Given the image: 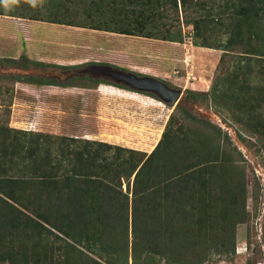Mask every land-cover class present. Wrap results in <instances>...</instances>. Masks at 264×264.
Returning <instances> with one entry per match:
<instances>
[{
    "label": "trees",
    "instance_id": "obj_1",
    "mask_svg": "<svg viewBox=\"0 0 264 264\" xmlns=\"http://www.w3.org/2000/svg\"><path fill=\"white\" fill-rule=\"evenodd\" d=\"M81 4L87 26L107 32L181 41L179 24L191 26L194 45L221 50L216 69L227 65L207 91L189 95L225 107L230 121L256 135L264 149V0ZM52 7L44 18H28L79 25L70 18L77 11L64 1ZM12 13L0 9L26 17ZM187 119L192 117L181 107L179 116L170 114L143 158L112 143L78 144L77 137L0 125V264H202L212 248L227 249V241L234 251L235 225L249 219L243 187L238 194L232 183L238 175L230 171L233 161L219 126ZM211 144L215 155L201 151ZM213 158L225 166L217 167ZM202 230L215 233L204 244Z\"/></svg>",
    "mask_w": 264,
    "mask_h": 264
},
{
    "label": "rangeland",
    "instance_id": "obj_2",
    "mask_svg": "<svg viewBox=\"0 0 264 264\" xmlns=\"http://www.w3.org/2000/svg\"><path fill=\"white\" fill-rule=\"evenodd\" d=\"M62 1L77 11L70 18L84 26L28 18L30 15L44 18L46 13H53L56 0H0L4 13L13 11L12 14L26 16L0 14V125L49 134L52 138L77 137L78 144L85 140L112 143L135 149L143 158L159 140L169 115L179 116L180 107L190 113L192 119L186 120L190 125L193 118L216 124L221 129L219 135L224 138L226 151L231 154L230 171L238 175L232 181L238 194L243 187L249 219L235 225L234 251L227 241V249L217 252L212 248L202 264H247L248 261L264 264V149L261 141L231 122L225 107H214L201 94L189 95V90L207 91L216 72L227 65L225 61L222 69H216L221 50L194 45L191 26L185 24L178 26L181 41L89 28L86 22L90 19L81 12L84 9L81 0ZM187 36H191L192 43L187 41ZM217 36L218 33L211 39ZM8 58L16 60L11 62ZM85 60L107 62L167 82L181 90L177 102L180 107H176L177 104L169 107L145 92L98 84V79L86 74L65 81L58 69L52 73L46 66L55 63L77 66ZM53 74L59 77L50 79ZM30 77L52 80L53 84L21 80ZM198 81L207 86H198ZM196 86L202 90L192 88ZM208 131L216 136L212 129ZM71 143L77 145L75 141ZM204 149L213 155L217 153L213 144L201 151ZM214 159L211 161L217 167L225 166ZM31 229L36 230L34 227L27 230ZM202 232L201 243L215 234Z\"/></svg>",
    "mask_w": 264,
    "mask_h": 264
},
{
    "label": "water",
    "instance_id": "obj_3",
    "mask_svg": "<svg viewBox=\"0 0 264 264\" xmlns=\"http://www.w3.org/2000/svg\"><path fill=\"white\" fill-rule=\"evenodd\" d=\"M105 66L113 70L112 73L115 76L114 82L136 91L151 93L165 102L169 107H175L180 98L181 90L179 88L171 87L153 76L137 75L132 71L113 68L110 65Z\"/></svg>",
    "mask_w": 264,
    "mask_h": 264
},
{
    "label": "flooded vegetation",
    "instance_id": "obj_4",
    "mask_svg": "<svg viewBox=\"0 0 264 264\" xmlns=\"http://www.w3.org/2000/svg\"><path fill=\"white\" fill-rule=\"evenodd\" d=\"M69 64H71V63H69ZM77 64H79V65H77L79 67L77 69H75L77 66H74V65H68L67 66L65 64L63 65V64H58V63L52 64V65L46 64V66L51 68L50 72H52V70H53L52 73H55L56 69H58V72H60L64 76L65 81H67L68 79H70V78H72L74 76L86 74L90 78L98 79L97 80L98 84H108V85L111 84L112 86H115V87H118V88L121 87V88H125V89H128V90H132V89H129L126 86L120 84V83H117V82L113 81L115 76L112 73L113 70L108 69L105 66V65H108L107 62L97 61V60L96 61H94V60H85V61L78 62ZM110 66L113 67V68H119V69H123V70H126V71H131V70H127V69H124L122 67H117V66H114V65H110ZM70 70H73V71L70 72ZM79 70H81V72H79ZM132 72H134V71H132ZM134 73H136L137 75H144V74H141V73H138V72H134ZM57 77H59V76L56 75V74H53L52 76H49L50 79H57ZM103 79H106V80H103ZM165 83H167V82H165ZM132 91H136V90H132ZM138 92H140V91H138Z\"/></svg>",
    "mask_w": 264,
    "mask_h": 264
},
{
    "label": "crops",
    "instance_id": "obj_5",
    "mask_svg": "<svg viewBox=\"0 0 264 264\" xmlns=\"http://www.w3.org/2000/svg\"><path fill=\"white\" fill-rule=\"evenodd\" d=\"M197 52V51H196ZM188 80H186V82H187ZM197 82V81H196ZM195 82V83H196ZM189 83V82H188ZM191 84H193V82H191ZM198 86H203V88H205V86H207L205 83H203V82H200V81H198V83H196ZM192 88H194V89H197V88H199V90H202V88L200 89V87H192ZM207 88V87H206Z\"/></svg>",
    "mask_w": 264,
    "mask_h": 264
},
{
    "label": "built area",
    "instance_id": "obj_6",
    "mask_svg": "<svg viewBox=\"0 0 264 264\" xmlns=\"http://www.w3.org/2000/svg\"><path fill=\"white\" fill-rule=\"evenodd\" d=\"M187 37H188L187 41H191V43H192L191 36H187Z\"/></svg>",
    "mask_w": 264,
    "mask_h": 264
},
{
    "label": "clouds",
    "instance_id": "obj_7",
    "mask_svg": "<svg viewBox=\"0 0 264 264\" xmlns=\"http://www.w3.org/2000/svg\"><path fill=\"white\" fill-rule=\"evenodd\" d=\"M130 89V88H129ZM133 90V89H132Z\"/></svg>",
    "mask_w": 264,
    "mask_h": 264
}]
</instances>
